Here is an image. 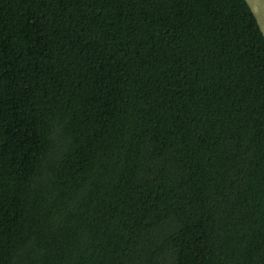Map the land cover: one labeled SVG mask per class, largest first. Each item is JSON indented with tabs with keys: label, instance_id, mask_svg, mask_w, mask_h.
Here are the masks:
<instances>
[{
	"label": "trees",
	"instance_id": "16d2710c",
	"mask_svg": "<svg viewBox=\"0 0 264 264\" xmlns=\"http://www.w3.org/2000/svg\"><path fill=\"white\" fill-rule=\"evenodd\" d=\"M0 264H264L246 0H0Z\"/></svg>",
	"mask_w": 264,
	"mask_h": 264
},
{
	"label": "water",
	"instance_id": "95a60500",
	"mask_svg": "<svg viewBox=\"0 0 264 264\" xmlns=\"http://www.w3.org/2000/svg\"><path fill=\"white\" fill-rule=\"evenodd\" d=\"M264 35V0H246Z\"/></svg>",
	"mask_w": 264,
	"mask_h": 264
}]
</instances>
